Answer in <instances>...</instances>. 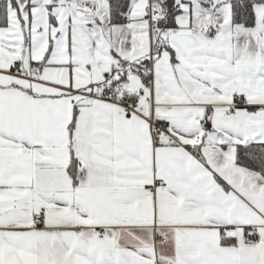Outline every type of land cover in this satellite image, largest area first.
I'll use <instances>...</instances> for the list:
<instances>
[{"label":"snow or ice","instance_id":"obj_1","mask_svg":"<svg viewBox=\"0 0 264 264\" xmlns=\"http://www.w3.org/2000/svg\"><path fill=\"white\" fill-rule=\"evenodd\" d=\"M0 264H264V0H0Z\"/></svg>","mask_w":264,"mask_h":264}]
</instances>
